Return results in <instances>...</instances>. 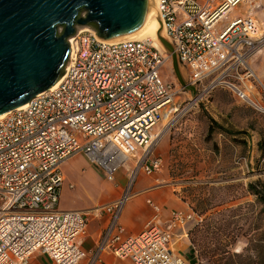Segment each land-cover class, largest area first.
Returning a JSON list of instances; mask_svg holds the SVG:
<instances>
[{
  "label": "built area",
  "instance_id": "1",
  "mask_svg": "<svg viewBox=\"0 0 264 264\" xmlns=\"http://www.w3.org/2000/svg\"><path fill=\"white\" fill-rule=\"evenodd\" d=\"M259 2L156 0L188 84L199 90L196 98L223 88L264 114V86L249 64L264 49ZM241 4L245 12L219 26ZM68 41L56 87L0 120V264H30L34 255L51 264H99L105 251L132 264H184L171 245L175 231L185 232L195 220L192 212L172 210L163 227L160 206L147 199L153 213L139 234L125 235L120 224L138 175H153L163 165L153 153L154 128L178 108V91L160 76L168 56L148 39L108 42L93 30H78ZM81 153L106 181L115 182L121 169L127 177L120 197L99 207L109 221L89 252L81 248L87 215L59 208L61 165Z\"/></svg>",
  "mask_w": 264,
  "mask_h": 264
},
{
  "label": "rangeland",
  "instance_id": "2",
  "mask_svg": "<svg viewBox=\"0 0 264 264\" xmlns=\"http://www.w3.org/2000/svg\"><path fill=\"white\" fill-rule=\"evenodd\" d=\"M259 3L256 11L264 21V0ZM246 9L243 4L233 8L219 26ZM165 53L168 59L160 76L178 91V108L154 128L162 134L153 153L163 160L161 170L150 175L154 185L168 181L195 217L186 227L193 264H264V212L247 189L250 182L264 186V114L238 102L226 89L198 99L194 87L192 97L179 82L171 55ZM179 71L190 86L181 64ZM84 157L81 153L66 160L63 204L83 208L100 199V185L106 181L91 171L93 165ZM238 245L241 252L236 251Z\"/></svg>",
  "mask_w": 264,
  "mask_h": 264
},
{
  "label": "water",
  "instance_id": "3",
  "mask_svg": "<svg viewBox=\"0 0 264 264\" xmlns=\"http://www.w3.org/2000/svg\"><path fill=\"white\" fill-rule=\"evenodd\" d=\"M152 7L153 0H0V114L61 78L70 53L68 39L77 26L115 40L146 27ZM160 41L179 82L194 94L180 74L173 45L167 37Z\"/></svg>",
  "mask_w": 264,
  "mask_h": 264
},
{
  "label": "crops",
  "instance_id": "4",
  "mask_svg": "<svg viewBox=\"0 0 264 264\" xmlns=\"http://www.w3.org/2000/svg\"><path fill=\"white\" fill-rule=\"evenodd\" d=\"M249 64L258 81L262 86H264V49L258 52L250 60ZM163 152H167L166 147L164 148ZM85 157V161L88 162V159H86L87 157ZM66 162L67 161H65L61 165V172L64 178V182L67 179L66 174L63 172V168L65 167ZM91 167L92 172H98L100 173V176L103 177L101 171L95 165ZM161 178L164 179L163 175L161 176ZM103 179L105 180L104 177ZM154 182V177L147 176L141 173L138 175L132 187V192L134 193V195L125 203L120 216V224L125 230V235L139 234L143 230L146 221L151 217L153 211L147 204V199L152 200L158 206H160V225L163 227L166 225L170 216V212L172 210H184L186 212H191L187 204L180 198H178L174 189L167 184L168 181H166L165 184H162L161 186H155ZM126 183V172L124 169H122L116 174L115 182L106 181V184L104 186L100 185V199L92 205H86L83 208H77L76 206H74V204L61 203L65 188L64 186H62L59 198V208L61 210H78L84 212L87 215V232L81 243V248L85 252H89L92 249L109 221V214L101 210L99 207L119 198L123 190L125 189ZM174 234L175 235L171 245L172 250L180 254L184 258L186 262L185 264H193L192 261L194 252L188 240L187 231L185 230L184 232L178 229ZM30 264H51V261L45 256L34 255L30 259ZM99 264L132 263L128 259H119L113 253L105 251L102 253L101 261Z\"/></svg>",
  "mask_w": 264,
  "mask_h": 264
},
{
  "label": "bare ground",
  "instance_id": "5",
  "mask_svg": "<svg viewBox=\"0 0 264 264\" xmlns=\"http://www.w3.org/2000/svg\"><path fill=\"white\" fill-rule=\"evenodd\" d=\"M79 30L80 31H89V30H92V29L89 28V27H79ZM161 36L166 37L165 32H164V30L162 28L161 21L159 19L158 13H157L156 0H153V7H152L151 17H150L149 23L147 24L146 27H144L143 29H140V30H138V31H136V32H134L132 34L120 37L118 39L105 40V41L116 42V41H123V40H143V39H148V40L151 41V43L155 47H157L160 50L164 51V46H163L162 42L160 41V37ZM70 41H71V45H72V40H70ZM73 47H74V43L71 46V50H73L72 49ZM56 85H57V82L51 87V89L56 87ZM26 105H27V103L19 106L17 109L24 108V107H26ZM9 112L10 111L0 114V120L2 118H4ZM168 119H169L168 115H164V121L167 122ZM155 134L157 135V137H159L162 134V132L159 131V132H157Z\"/></svg>",
  "mask_w": 264,
  "mask_h": 264
},
{
  "label": "trees",
  "instance_id": "6",
  "mask_svg": "<svg viewBox=\"0 0 264 264\" xmlns=\"http://www.w3.org/2000/svg\"><path fill=\"white\" fill-rule=\"evenodd\" d=\"M209 132L211 133V129H209ZM247 189L248 192L253 194L256 197V200L262 204L261 211L264 212V186H262L259 182H250Z\"/></svg>",
  "mask_w": 264,
  "mask_h": 264
},
{
  "label": "clouds",
  "instance_id": "7",
  "mask_svg": "<svg viewBox=\"0 0 264 264\" xmlns=\"http://www.w3.org/2000/svg\"><path fill=\"white\" fill-rule=\"evenodd\" d=\"M243 249L238 245L237 248H236V251L237 252H241Z\"/></svg>",
  "mask_w": 264,
  "mask_h": 264
}]
</instances>
